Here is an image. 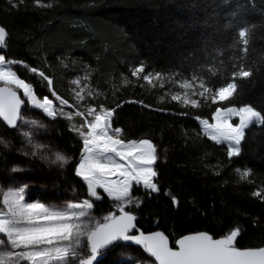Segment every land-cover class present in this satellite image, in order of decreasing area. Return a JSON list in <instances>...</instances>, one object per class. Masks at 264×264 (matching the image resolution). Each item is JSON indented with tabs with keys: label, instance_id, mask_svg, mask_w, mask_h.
Masks as SVG:
<instances>
[{
	"label": "trees",
	"instance_id": "16d2710c",
	"mask_svg": "<svg viewBox=\"0 0 264 264\" xmlns=\"http://www.w3.org/2000/svg\"><path fill=\"white\" fill-rule=\"evenodd\" d=\"M42 2L45 7L38 8L34 0H0V25L8 33L0 54L10 61L26 62L14 65V70L34 84L39 98L53 90L29 68L43 64L55 79L56 94L69 99L65 112H74L73 102L79 103L76 92L85 97L81 110L88 106L87 94L95 92L91 99L96 104L116 109L110 123L121 128V139L153 141L158 156L154 179L159 190L134 185L133 203L126 206L137 215L138 227L165 231L171 245L179 235L195 231L218 236L227 234L229 228H240L243 239L238 247L264 246V200L253 195L264 190V125L250 124L241 153L229 158L227 145L212 141L196 119L211 121L217 106L251 104L264 109V61L260 57L264 52V0ZM93 3L94 8L90 7ZM49 4L51 8L46 7ZM242 22L254 26L246 54L242 45L232 47ZM237 56H243L246 64L258 61L259 71L250 78H237V89L228 100L193 107L171 99L181 90L177 79L204 76L217 87L230 81L227 69ZM141 62L146 64L145 75L153 73L151 81L132 76V68ZM155 71H161L163 79L155 77ZM77 78L81 83H76ZM121 101L126 103L120 106ZM34 111L51 130L48 143L71 158L59 169L39 155L33 157V168L48 190L34 188L52 198L72 193L86 198V184L74 173L82 140L64 116L48 118ZM0 129L13 146L0 144V178H6L9 163L23 162L24 157L16 149L21 144L16 126L1 125ZM245 168L251 169L246 176L242 175ZM97 191L101 199H94L92 215L100 218L115 208L110 207L114 199L100 188ZM133 247L119 241L97 264H150ZM78 251L87 249L82 244Z\"/></svg>",
	"mask_w": 264,
	"mask_h": 264
},
{
	"label": "snow or ice",
	"instance_id": "6c2138e0",
	"mask_svg": "<svg viewBox=\"0 0 264 264\" xmlns=\"http://www.w3.org/2000/svg\"><path fill=\"white\" fill-rule=\"evenodd\" d=\"M10 3L13 0H9ZM227 2V0H225ZM36 7H45L42 0H34ZM19 7V3H14ZM46 7L51 8L49 4ZM90 7H96L93 3ZM235 15V13H233ZM253 25L242 22L238 28L236 42L233 48L243 46V53L249 52L250 41L254 38ZM6 26L0 25V45L5 43ZM264 61V52L260 54ZM258 61L251 64L244 62L243 56L236 57V63L229 69L231 80L217 87L211 78L193 75L190 78L177 79L175 83L180 91L172 94L173 101H183L186 105L199 107L201 104H213L228 100L237 89V78H250L257 68ZM24 66L25 61L9 60L5 54H0V118L7 126H18L23 120L21 106L25 103L18 95L23 90L24 97L31 105L42 110L48 118L67 116L80 117L81 125L73 129L82 139L81 157L75 164L74 173L82 178L90 194L82 200H74L65 208L47 206L39 198L31 202L25 201L24 187L9 189L3 198L6 211H0V264H93L101 249L113 245L117 241L134 242L142 246L145 253L154 257L150 264H264V247H238L243 239V230L229 228L227 234H211L209 231H195L179 235L175 240L176 247L170 246L169 235L165 231H146L138 227V217L126 206L133 203L132 190L134 185H142L144 189L158 191L155 179L158 176L154 164L158 159L157 147L151 139L125 140L119 137L121 128L117 127L110 134V120L114 118L111 106L96 104L91 97L97 95L89 92L88 106L81 110L80 104L85 103V97L76 92L79 103L73 102L75 111H59L54 108L53 99L60 105L68 106L69 99L58 96L55 89V79L47 74L43 64L30 67L31 74L43 80L53 91L40 99L33 83L14 70V65ZM146 64L141 62L133 67L131 74L151 81L153 73L144 74ZM155 77L163 79L161 71H155ZM76 83L81 81L77 78ZM52 96L53 99H49ZM125 101H121L122 106ZM238 117L239 123H232V118ZM203 124L204 132L212 141L228 142L227 156L232 158L242 151L241 142L245 139V128L252 122L264 125V109H258L251 104L237 107H215L209 119L196 117ZM32 124L39 123L32 120ZM28 135V133H25ZM0 143L8 144L0 137ZM31 143V141H29ZM41 147V145H37ZM25 157H34L35 151L18 150ZM46 157L41 156V159ZM56 159L67 162L70 157L56 153ZM19 164H13L10 173L29 171ZM239 171V169H238ZM251 169L245 168L242 175H248ZM102 188L107 197L114 198L115 211L97 218L92 215L94 199L100 200L97 189ZM264 200V190L253 193ZM173 204L177 197L171 196ZM157 226L159 221L157 220ZM224 227H228L225 225ZM88 250L78 251L81 245ZM83 256V258H81ZM143 264V262H142Z\"/></svg>",
	"mask_w": 264,
	"mask_h": 264
},
{
	"label": "rangeland",
	"instance_id": "374dc122",
	"mask_svg": "<svg viewBox=\"0 0 264 264\" xmlns=\"http://www.w3.org/2000/svg\"><path fill=\"white\" fill-rule=\"evenodd\" d=\"M0 85H3V82H0ZM79 90L80 89H78V91ZM20 91L23 95V90L21 89ZM43 97H41L40 99H43ZM24 99L27 102V109L22 110L21 114L24 117V119L20 120L18 122V126H16L17 132L21 138V144L18 147H16V149L17 150L23 149L24 151H35L37 156L39 155V157H41V156L46 157L45 159H42V160L47 165L61 169L63 167L65 161L57 160L56 159V153L60 152L62 155H65V156H66V154L60 150H57L56 148H54V146H52L51 144L48 143L49 142L48 138L52 134L51 130H49V127L45 124L46 122L44 121V119L41 118V116L37 112L34 111V110H37V111H42V110L37 109L35 106L31 105L30 102L27 101L26 97H24ZM49 99H53V98H51L49 96ZM53 104H54V108L57 111H59V109L61 107H64V106L60 105L58 101H55V99H53ZM237 107H240V106H237ZM64 117L66 118L67 124L72 129V131H74L73 129L80 127V125H81V118L80 117H74L71 119L68 118L67 116H64ZM34 119L38 120L39 123L32 124L31 121ZM231 122L234 124L239 123V118L233 117ZM252 123H257V122L252 121L250 124H252ZM200 124L203 128V124L201 122H200ZM1 125H3V124L0 121V126ZM114 129L115 128H113L111 126L110 134L112 131H114ZM25 133H28V135H25ZM76 134L78 135V133H76ZM0 137H2L4 141L9 142L8 144L0 143L1 145L5 146L7 148L13 147L12 142L10 141L9 137L5 133H3L1 129H0ZM78 137H79V135H78ZM142 139H147V138H142ZM29 141H31V143H29ZM219 143H224L228 147L227 141L221 140V141H219ZM37 145H41V147H37ZM21 156L24 157L23 162L11 161L9 163L7 177L6 178H0V211H6V207L3 204V198H4L5 194L8 193L9 189L24 187L25 184L29 185V187L25 188V201L26 202H31L32 200L39 198L42 202H46L47 206H56L58 208H65V207H67L68 203H70L74 200L78 201V200L84 199V198L78 197L74 193L60 195V197L52 198L48 193L46 194L44 192H39L38 191L39 188L41 190H45V191H47L48 188L44 187L45 186L43 183L44 180H42L40 178V175L38 174V172L35 171V169L33 168V165L31 163V160L33 159V157H25L24 155H21ZM80 157H81V155H80ZM80 157H79V159H80ZM13 164H19L23 168L30 169V170L24 171V172L10 173L9 169L12 167ZM30 183H32L33 185ZM36 186L38 189L34 188ZM100 189H102V188H100ZM105 195L107 196L106 193H105ZM108 198L114 199L111 197H108ZM93 199H95V198H93ZM133 245H135V244H133ZM133 248H134L133 251H135V253H137L138 256L140 258H142L143 260H145L147 262L153 261L150 257H148L149 255L147 253L144 252L148 258L143 254V252H142L143 249H141L142 246L135 245V247H133ZM109 249L108 250H100V253L98 254L96 260L93 261V264H97V261L99 259L103 258L106 254H108ZM3 250H4L3 247L0 246V251H3ZM81 258H83V256H81ZM77 264H78V261H77Z\"/></svg>",
	"mask_w": 264,
	"mask_h": 264
},
{
	"label": "water",
	"instance_id": "95a60500",
	"mask_svg": "<svg viewBox=\"0 0 264 264\" xmlns=\"http://www.w3.org/2000/svg\"><path fill=\"white\" fill-rule=\"evenodd\" d=\"M6 40H7V35H6V37H5V42H6ZM5 44V43H4ZM4 44H2V45H0V50H3L4 49ZM0 86H3V85H0ZM18 95L21 97V99L22 100H25L23 97H22V94L18 91ZM26 100H25V103L21 106V109L23 110L24 109V107L26 106ZM21 113H22V111H21ZM0 121L2 122V124L4 125V126H6V127H14V126H7L6 125V122H3L2 121V118H0ZM20 121V120H19ZM18 121V122H19ZM150 231H159L158 229H153V230H150ZM187 234H189V233H187ZM222 235V234H221ZM219 236V235H218ZM217 236V237H218ZM179 238V237H178ZM117 242H119V241H117ZM121 242H124V243H129V244H135L134 242H125V241H121ZM116 242H114L113 243V245L115 244ZM113 245H110V246H106V248L105 249H101V250H108L111 246H113ZM170 246H172V247H176V245H175V242H174V244L173 245H171V243H170ZM260 247H264V246H260ZM149 255V254H148ZM149 257H150V255H149ZM153 261H154V257H150Z\"/></svg>",
	"mask_w": 264,
	"mask_h": 264
},
{
	"label": "bare ground",
	"instance_id": "6f19581e",
	"mask_svg": "<svg viewBox=\"0 0 264 264\" xmlns=\"http://www.w3.org/2000/svg\"><path fill=\"white\" fill-rule=\"evenodd\" d=\"M174 244V243H173Z\"/></svg>",
	"mask_w": 264,
	"mask_h": 264
}]
</instances>
